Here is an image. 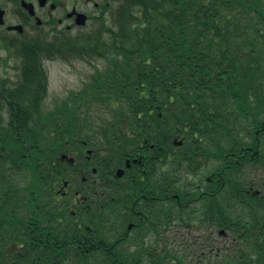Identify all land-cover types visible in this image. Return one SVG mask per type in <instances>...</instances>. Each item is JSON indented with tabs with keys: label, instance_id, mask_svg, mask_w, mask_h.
Instances as JSON below:
<instances>
[{
	"label": "trees",
	"instance_id": "16d2710c",
	"mask_svg": "<svg viewBox=\"0 0 264 264\" xmlns=\"http://www.w3.org/2000/svg\"><path fill=\"white\" fill-rule=\"evenodd\" d=\"M98 11L89 31L1 40L20 66L15 82L0 77V264L26 241L30 193L41 201L48 186L79 174L82 140L94 149L98 175L145 155L125 177L146 176L147 185L162 169L182 200L190 171V200L204 203L201 216L190 214V228L198 222L229 239L216 245L213 234L201 233L197 244L190 231V264H264V198L252 196L243 178L246 158L264 161V0H99ZM55 60L94 70L78 92L48 107L44 65ZM96 103L114 114L94 126L78 113ZM220 177L224 186L208 180ZM139 185L119 186L115 196L145 190ZM178 225L188 227L183 208ZM202 254L209 259L197 260ZM187 255L163 264H189Z\"/></svg>",
	"mask_w": 264,
	"mask_h": 264
},
{
	"label": "flooded vegetation",
	"instance_id": "af4514ba",
	"mask_svg": "<svg viewBox=\"0 0 264 264\" xmlns=\"http://www.w3.org/2000/svg\"><path fill=\"white\" fill-rule=\"evenodd\" d=\"M27 1L34 4L35 16L17 8L11 13V24L0 26V31L4 28L8 34H17L9 32L8 27L22 25L24 33L21 35L38 33L44 27L70 32L79 28L76 15H70L72 11L85 13L82 5L92 3L93 10L99 9V3L93 0H84V4L82 0H71V6L68 0H48L45 4L39 0ZM52 5H55L54 9ZM36 18L42 19L41 25L37 24ZM81 144L85 149L78 165L81 168L79 174L62 179L59 185L48 186L42 203L31 192L32 197L35 196L32 201L35 207L28 211L26 241L14 243V248L7 250L5 262L1 264H138L139 258L144 263L163 264L174 263L175 255L185 250L188 254L186 260L190 263V234L186 241L172 238L173 234L178 235L180 208L187 210L190 229V206L198 201V198L190 200V181L182 200L176 193L178 183L173 177L163 176L162 169L148 178L147 185L146 176L141 179L128 174L125 177L127 170L136 172L134 165L143 167L146 156L139 154L128 158L123 175L116 174L117 168L111 175L100 176L92 165L94 150L87 152L88 142L85 140ZM137 159L142 164L134 162ZM28 179L58 180L35 176ZM218 181L209 179L212 183ZM134 183H140L138 187L145 190L128 192L123 198L115 196V188L122 186L131 191ZM259 188L264 190V185ZM150 237L152 240L149 241Z\"/></svg>",
	"mask_w": 264,
	"mask_h": 264
},
{
	"label": "rangeland",
	"instance_id": "374dc122",
	"mask_svg": "<svg viewBox=\"0 0 264 264\" xmlns=\"http://www.w3.org/2000/svg\"><path fill=\"white\" fill-rule=\"evenodd\" d=\"M84 1V0H83ZM82 1V4H84ZM0 3L3 5L2 7L5 8L6 10H9L7 13V20L11 22L13 11L17 6L11 4L10 2L7 3L5 0H0ZM68 3L70 6L72 5L73 1L68 0ZM93 4H89L86 6L82 5V8H84V12L89 15H93L92 18H90L87 21V24L84 27H81V29H74L72 33H77L78 31H89L95 28L96 26V21L93 19L98 15L96 12L93 10ZM20 61L17 60L16 58L9 57L8 52H6L2 45L0 44V76L2 78L9 79L12 82H15L17 80V75H16V68L20 66ZM45 69L48 72V78H49V90H48V96L46 100V105L49 107L53 104L55 100L63 99L66 98L69 92L75 91L78 92L83 83L88 81V79L91 76V73L93 72V66L90 64H87L82 61H73L71 63H65L60 60H55V61H47L45 62ZM112 107V106H110ZM112 114H114L111 110L108 109L107 106H104L103 104H95L92 105L91 107L87 108L86 105H82L80 107L78 115L81 117H85L88 119V121L91 123L92 121L95 122L94 126H96V123L102 122L103 120L109 121L108 119L112 117ZM177 146H179L177 144ZM93 147L88 145L87 152L93 151ZM264 162V161H263ZM263 162L260 164L259 162H253L249 166H247L244 171H243V178L245 179H252L255 180L253 183L255 185L263 186L264 185V168L261 167V165H264ZM257 165H260V167H255ZM188 181H190V178L188 176ZM252 183V181H249ZM42 185V184H41ZM35 186H28V188H34ZM257 188V186H255ZM33 192V191H32ZM188 192V190H187ZM264 197V194H262ZM37 199V197H36ZM38 200V199H37ZM43 200V199H42ZM41 200V201H42ZM39 201V200H38ZM40 201V203H42ZM197 205H194L191 207L193 210H198L196 212H191V216H201V213L203 210L202 209V204H204L201 200L197 201ZM23 211V208L18 210V213H21ZM197 227L198 229H202L201 232H196V230L193 232V228ZM192 227L190 228L191 231V237L196 238L198 240L197 244L199 242H202L200 239H204L205 237L201 236V233H211L213 234V239H216L213 241L216 243V245L221 244L222 242H228L229 239H227V233L225 230H220V229H210L211 231L209 232H203L204 230H207V226L203 224H199L198 222H195L192 224ZM180 234H185L187 233V229L185 227H179ZM189 231V230H188ZM195 233V234H194ZM190 234V233H189ZM181 235L173 234L172 238L175 239ZM207 235V234H206ZM149 241L152 240V237L148 239ZM193 242V241H190Z\"/></svg>",
	"mask_w": 264,
	"mask_h": 264
},
{
	"label": "water",
	"instance_id": "95a60500",
	"mask_svg": "<svg viewBox=\"0 0 264 264\" xmlns=\"http://www.w3.org/2000/svg\"><path fill=\"white\" fill-rule=\"evenodd\" d=\"M1 16H2V11L0 12V17ZM78 16H79V19L77 20V23L79 25H84L85 22H86V19H87L86 16L83 15V14H78ZM0 22H2V21H0ZM175 144L182 145V141L178 142L177 140H175ZM117 174L118 175H122L123 174V170H119Z\"/></svg>",
	"mask_w": 264,
	"mask_h": 264
},
{
	"label": "bare ground",
	"instance_id": "6f19581e",
	"mask_svg": "<svg viewBox=\"0 0 264 264\" xmlns=\"http://www.w3.org/2000/svg\"><path fill=\"white\" fill-rule=\"evenodd\" d=\"M1 44V43H0Z\"/></svg>",
	"mask_w": 264,
	"mask_h": 264
}]
</instances>
